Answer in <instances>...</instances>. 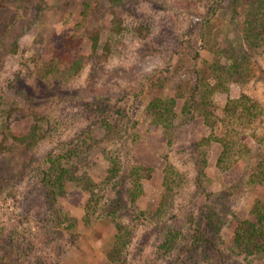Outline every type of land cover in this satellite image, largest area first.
Segmentation results:
<instances>
[{"label": "rangeland", "instance_id": "1", "mask_svg": "<svg viewBox=\"0 0 264 264\" xmlns=\"http://www.w3.org/2000/svg\"><path fill=\"white\" fill-rule=\"evenodd\" d=\"M210 5L199 0H0V141L6 140L11 148L0 158V264H4V259L8 264H113L108 252L115 245L116 228L104 210L105 202L113 198L110 194L113 187H107L105 180L110 167L106 160L109 152L104 155L99 153V148L91 153L90 166L83 165L82 173H88L97 185L87 188L85 184H70L67 195L55 206L49 204L48 191L38 178L43 157L17 147L12 137L25 135L32 126L41 124L39 119L49 132L52 131L49 123L61 129L73 124L70 139L74 138L89 126L82 118L83 110L100 101L95 88H117L118 94H108V98L110 103L118 102L125 96L123 91L137 87L129 70L133 62L141 59L147 60L143 63L146 72L158 67L165 70L166 95L171 99L182 77L195 79L190 69L193 63L187 60L190 53H184L199 50L205 57L208 55L199 19L208 16ZM217 7L218 13L228 8L230 12L231 0L217 3ZM119 18L125 21L123 38L112 31ZM213 19L217 26L213 31L220 35L223 49L242 46L229 33L230 16L216 15ZM141 27L160 31L167 38L163 42L164 51L167 50L163 56L148 57L151 48H141V57L138 53L135 55L134 46L129 42L138 38ZM171 31L180 39L177 54L169 51ZM98 34L101 36L99 54L105 53L110 37L115 48L123 51L127 49L122 44H131L130 53L127 50L123 61L115 59L108 66L90 64L75 70L74 61L78 56L86 60L93 53V38ZM240 49L246 51L245 45ZM252 58L258 59L257 66L263 64L260 55ZM182 67L184 71L179 72ZM259 86V91L264 90L263 83ZM243 91L241 85L233 83L229 92L216 93L213 102L225 106L229 99H238ZM126 98L132 121L128 145L122 151L123 162L127 174L136 167L147 171L141 180L143 193L129 212L137 225V236L129 250L133 264H252L257 261L256 256H247L232 245L238 223L249 218L258 203L264 205V183L253 184L249 178L258 164L256 143L248 138L246 142L252 150L246 151L231 167L219 166L220 144L212 143L205 149L203 145L208 164L205 174H201L195 147L212 132L204 119L199 115L194 119L179 117L169 133L153 119L147 110L148 102L138 104L137 108L131 97ZM86 136L93 142L104 135L96 131ZM127 174L120 184L130 195L128 191L133 186ZM179 176L183 177V187L175 193L180 196L178 203L166 207L169 213L163 219L151 220L149 212L155 211L169 194L165 181L167 178L178 180ZM87 202L93 208L91 221L86 218ZM190 210L199 211L198 219L203 217L204 223L215 224L205 234L209 242L203 239L197 252H188L194 241L190 234L174 251L168 254L159 251L165 226L178 227L184 234L189 232L194 220ZM173 213L175 219L170 217ZM9 239L14 243V255H20L18 262L6 258L11 248Z\"/></svg>", "mask_w": 264, "mask_h": 264}, {"label": "trees", "instance_id": "2", "mask_svg": "<svg viewBox=\"0 0 264 264\" xmlns=\"http://www.w3.org/2000/svg\"><path fill=\"white\" fill-rule=\"evenodd\" d=\"M226 1L228 0H199L201 4L211 3L208 16L199 19L201 22L199 27L204 30L203 40L207 46L205 53L208 55L205 57L199 50H193L194 53L188 51L184 53H190L187 60L193 63V67L190 66V69L195 74V79L190 81L182 79V77L173 91L171 99H168L166 95L168 77L165 75V70L158 67L152 72H146L143 63L147 60L141 59L133 62V68L129 70L135 78L137 87H130L129 93L123 91L125 96L121 97L118 102L110 103L111 98H108V94L114 92L118 94L120 90L117 88H95L100 101L93 106L87 105L90 108L83 110L85 114L82 118L86 119L89 126L78 132L74 138L70 139L74 128L73 124L70 125V128L61 129V127L49 123L48 125L53 131L49 132L44 129V121L39 119L38 123L41 124L32 126L25 135L12 137L13 144L17 147L34 151L38 156L43 157V169L38 178L44 189L48 191L49 204L55 206L59 205L61 199L67 195L70 184H85L87 188H94L93 186L97 184L88 173H82L83 165L90 166L91 153H96L99 148L101 149L99 153L107 155L106 153L109 152L106 160L110 162V167L107 168L105 180L107 187H113L110 189L113 198L105 202L104 210L108 212V217L111 218L116 228L115 245L108 252L110 262L113 264H133V260L129 258V250L137 236V225L133 223L134 218L131 219L129 212L131 205L135 206L137 198L143 193L141 180L147 173L146 169L136 167L128 172L129 175L123 162L122 151L128 145L130 121H132V112L128 107L126 97H131L136 106L148 102L147 110L153 119L157 124L164 125L163 127L169 133L177 125L179 117L185 116V118L192 117L194 119L199 115L204 119V122L211 127L212 132L209 137L204 138L202 143H197L195 147L201 174H205L204 170L208 164L207 153L202 150L203 145L205 149L210 148L212 143L220 144L222 154L219 158V166L224 164L225 167H231L232 163L242 158L246 151L252 150L246 142L250 138L256 143L258 155V164L249 173L250 182L253 184L264 183V90L259 91V84L263 83L264 85V0H231V11L228 12V8L223 13H218L217 3L224 4ZM196 8L199 9V6L196 5ZM216 15L231 17V21L227 23L228 27H232L229 33L234 35L236 42L245 45L246 51L240 49L243 48V44L238 48L233 47L227 50L220 46L221 37L217 31H213L217 27L213 19ZM124 23L125 21L119 18L112 29L121 38L125 37L126 29L122 27ZM139 30L138 38H133L129 42L134 46L135 55L138 53L141 57L143 53L141 48H151L148 57L163 56V53L165 54L167 51L166 49L164 51L163 42L167 38L165 39L160 31L154 29L141 27ZM108 36L110 37V34ZM168 37L171 42L169 51L177 54L176 48L180 39L172 31ZM110 41H112L111 37L105 45V53L101 55L98 52L101 36L96 35L91 46L93 53L86 60L82 56H78L74 61L75 70L79 71L83 69V66L90 64L96 67L108 66L113 64L115 59L123 61L121 60L122 56L127 54V50L130 53L131 44H122L124 49H127L123 51L118 47L115 48L113 42ZM253 55H260L261 59L259 60L263 61V64L260 63L257 66L258 59L252 60ZM182 65L188 68L186 63ZM183 71L184 68H180L179 72ZM233 83L239 84L245 89L241 96L238 99H229L225 106L214 103L213 96L218 92H229ZM101 100L108 101V103L104 104ZM96 131L102 132L104 136L99 140L93 138L94 141L89 142L86 134H95ZM5 142L6 140L0 141V158L5 157L11 149ZM105 144L110 148L109 151L104 147ZM40 153L42 155H39ZM126 174L130 177L131 185L134 188L131 187L130 192L128 191L130 195L126 194L127 191L120 184V181L126 180ZM172 179L173 181L167 178L165 181L169 194L164 197L155 211L149 212V218L153 221H159L166 217L170 205L178 203L177 198L180 196L175 193L183 187L181 184L183 177L179 176L178 180ZM168 182L172 183L169 185ZM172 184L176 186L172 187ZM196 207L194 205L193 210ZM92 210V204L87 202L86 218L89 221L94 216ZM193 210L189 211L194 220L191 221V229L188 233L184 234V231L178 227L165 226L163 241L158 247L159 251H163L165 254L174 251L179 242L187 239L190 234L194 241L192 247L188 248V252H197L201 248L203 239L209 242L205 234L208 235L209 227L215 228V224L204 223L203 217L198 219L199 211L193 212ZM142 214L145 215L144 212ZM138 217L141 218L142 215L138 214ZM170 217L175 219L176 214H170ZM58 220L60 221V218ZM194 243L197 244V247L193 246ZM13 244V240L9 239L8 245H11V248H9L10 252L6 258L10 262H18L17 259L20 255L18 257L14 255L16 250H14ZM232 245L247 256H256L257 261H253L252 264H264L263 204L258 203L249 218L238 223ZM4 264H8L6 259H4Z\"/></svg>", "mask_w": 264, "mask_h": 264}]
</instances>
